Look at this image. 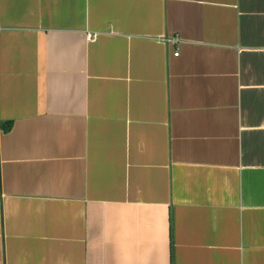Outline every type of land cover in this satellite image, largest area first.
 <instances>
[{"label":"crops","instance_id":"1","mask_svg":"<svg viewBox=\"0 0 264 264\" xmlns=\"http://www.w3.org/2000/svg\"><path fill=\"white\" fill-rule=\"evenodd\" d=\"M0 264H264V0H0Z\"/></svg>","mask_w":264,"mask_h":264},{"label":"built area","instance_id":"2","mask_svg":"<svg viewBox=\"0 0 264 264\" xmlns=\"http://www.w3.org/2000/svg\"><path fill=\"white\" fill-rule=\"evenodd\" d=\"M176 40H177V39H174V41H173L172 43H174V44H175V43H177V41H176ZM175 56H178V52H177V53H175L174 57H175Z\"/></svg>","mask_w":264,"mask_h":264}]
</instances>
